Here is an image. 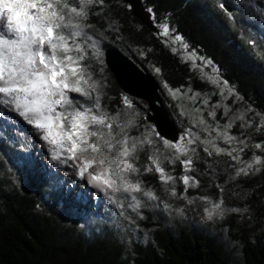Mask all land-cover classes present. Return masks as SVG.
<instances>
[{
  "label": "trees",
  "instance_id": "trees-1",
  "mask_svg": "<svg viewBox=\"0 0 264 264\" xmlns=\"http://www.w3.org/2000/svg\"><path fill=\"white\" fill-rule=\"evenodd\" d=\"M26 1L59 15L48 38L66 82L83 93L62 106L60 120L66 129L76 124L79 147L105 151L114 162L122 205L115 219L86 227L68 214L70 202L0 149V264H264V28L257 6L142 0L153 31L124 0ZM107 48L135 55L157 78L180 129L177 142L147 120L145 100L119 87ZM11 134L2 143L9 152L18 145ZM122 158L136 170H121Z\"/></svg>",
  "mask_w": 264,
  "mask_h": 264
},
{
  "label": "rangeland",
  "instance_id": "rangeland-1",
  "mask_svg": "<svg viewBox=\"0 0 264 264\" xmlns=\"http://www.w3.org/2000/svg\"><path fill=\"white\" fill-rule=\"evenodd\" d=\"M247 2L257 6L253 14L264 28V0H236V9ZM59 19L55 10L44 5L0 0V68L6 66L0 71V149L11 153L14 166L25 167L35 179L54 189L57 198L70 202L68 214L89 227L115 219L122 199L111 175L114 162L107 153L86 143L79 147L74 135L84 137L75 134L79 131L76 124L71 130L69 122L66 129L60 120L62 106L83 93L66 82V74L56 60L57 47L48 38L50 26ZM15 62H21L17 70ZM201 71L213 75L203 66ZM230 94L226 89L225 95ZM83 126L81 133H87L89 123ZM7 130L12 133L11 140L18 143L11 152L2 147ZM120 164L123 171L136 170L127 158ZM59 172L65 175L58 176Z\"/></svg>",
  "mask_w": 264,
  "mask_h": 264
},
{
  "label": "water",
  "instance_id": "water-1",
  "mask_svg": "<svg viewBox=\"0 0 264 264\" xmlns=\"http://www.w3.org/2000/svg\"><path fill=\"white\" fill-rule=\"evenodd\" d=\"M135 17L153 31H157L151 13L146 10L142 0H124ZM228 11L232 8L225 6ZM105 63L113 73L119 87L128 95L147 102L149 113L146 118L153 123L157 133L166 140L177 142L180 129L171 117L161 93V85L150 70L135 56H127L114 48L104 51Z\"/></svg>",
  "mask_w": 264,
  "mask_h": 264
},
{
  "label": "bare ground",
  "instance_id": "bare-ground-1",
  "mask_svg": "<svg viewBox=\"0 0 264 264\" xmlns=\"http://www.w3.org/2000/svg\"><path fill=\"white\" fill-rule=\"evenodd\" d=\"M49 171H50V170H49ZM60 174H61V175H65V173H63V172H59V174H57V175L59 176ZM61 177H62V176H61ZM89 204H90V206H91V205H92V202H90V203L88 202V205H89ZM87 207H89V206H86V208H87ZM98 210H99V212L102 210V209L100 208V206H99Z\"/></svg>",
  "mask_w": 264,
  "mask_h": 264
}]
</instances>
